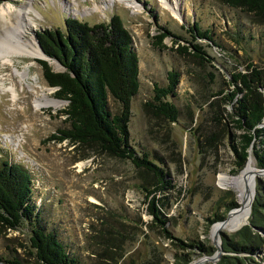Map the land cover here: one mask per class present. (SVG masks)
<instances>
[{
    "label": "rangeland",
    "instance_id": "1",
    "mask_svg": "<svg viewBox=\"0 0 264 264\" xmlns=\"http://www.w3.org/2000/svg\"><path fill=\"white\" fill-rule=\"evenodd\" d=\"M131 1L139 10L109 0H9L1 6L11 7L14 18L10 27H3L0 20V33L14 28L20 14L21 28L15 37L24 43L35 40L32 44L38 46V33L64 30L67 18L94 26L119 16L132 34L139 56L141 85L131 103V144L140 158L147 154L164 170L170 187L152 193L153 173L131 160L103 152L95 143L53 140L59 130L70 128L61 114L68 102L57 99L56 90L46 82L39 63L44 57L13 56L15 66L9 65V72L14 74L15 68L27 72L25 83L33 84L42 98L41 91L51 89L49 98L60 105L38 112L28 105L20 110L19 103L14 105L8 97H0V161L23 165L32 174V202L40 212L41 224L58 236L79 264H187V259L188 264H217L228 255L223 250L224 237H234L247 226L252 214L251 208L250 217L243 218L247 206L243 225L230 224L232 213L242 205L238 191L221 186L219 178L242 176L250 162L258 169L251 154L245 169L233 173L238 158L230 140L239 133L229 120L232 108L225 96L234 88L232 74L252 73L248 71L251 67L261 71L264 78V16L231 8L220 0H178L182 17L177 19L159 0ZM196 22L212 32L216 46L208 40H193L189 30ZM163 28L183 41L167 36L166 49L156 48L154 37ZM16 40L12 39L13 43ZM187 42L202 45L206 60L196 58ZM179 46L188 47V53ZM56 62L50 59V66L61 72L63 68ZM3 71L0 64V76L8 73ZM172 71L180 75L176 96L168 97L179 109L177 122L159 116L152 107L156 87L166 88ZM109 109L119 114L120 103L110 97ZM79 164H83L81 172ZM259 179L264 182V175L255 177L256 186ZM154 199L162 218H166L165 227L150 212ZM232 200L238 208L230 209ZM30 230L28 224L17 230L0 224V258L38 264L31 255ZM259 233L264 239V232ZM198 244L215 252L203 254L193 247ZM219 247L222 252L218 257ZM242 264H264V246Z\"/></svg>",
    "mask_w": 264,
    "mask_h": 264
},
{
    "label": "trees",
    "instance_id": "2",
    "mask_svg": "<svg viewBox=\"0 0 264 264\" xmlns=\"http://www.w3.org/2000/svg\"><path fill=\"white\" fill-rule=\"evenodd\" d=\"M7 1L9 0H0V6ZM220 1L231 8L264 16V0ZM162 31L154 37L156 48L166 49L164 40L167 36L183 41V38L175 36L165 28ZM189 33L193 34L194 41L202 39L214 44L212 32L203 30L197 22ZM37 37L44 54L64 68V71L56 72L49 62L39 60L46 82L51 88L57 89L55 97L68 102L61 114L66 116L70 128L59 130L57 133L60 136L54 134L53 140H69L75 144L95 143L103 152L122 160H131L138 168L153 173L155 189L152 193L168 189L170 182L164 170L150 161L147 154L140 158L131 144V103L138 95L141 85L139 56L133 46V36L122 19L115 15L108 23L91 26L80 20L67 18L64 30L45 29ZM187 43L194 50L193 55L196 58L206 60L202 45ZM180 48L185 53L189 51L188 47ZM251 70L252 73L232 74L231 83L234 88L225 96L226 102L232 108L229 120L234 124L236 133H239L234 134L230 140L231 150L238 158L234 174H238L245 167L251 154L257 168L264 170V128H261L264 122V78L261 71L250 67L248 71ZM179 79L177 72H170L168 86L156 87L152 102L155 112L170 122H177L180 115L179 109L168 100L170 95H175ZM110 97L120 103L119 114L110 111ZM32 196V174L23 165L1 160L0 224L13 230L24 224L31 227V255L35 256L38 264H79L58 236L41 224L40 212L33 204ZM155 200L150 204V212L165 227L166 218H162L163 214L156 207ZM229 207L238 208L239 204L232 200ZM164 230L168 235L169 231ZM259 231L264 232V182L261 179L256 186L249 225L234 237H224L223 250L228 255L217 264H242L247 256L257 254L264 246V239ZM193 247L207 255L215 252L213 248L202 244ZM0 262L22 264L18 259L4 261L0 258ZM184 263H190V259Z\"/></svg>",
    "mask_w": 264,
    "mask_h": 264
},
{
    "label": "bare ground",
    "instance_id": "3",
    "mask_svg": "<svg viewBox=\"0 0 264 264\" xmlns=\"http://www.w3.org/2000/svg\"><path fill=\"white\" fill-rule=\"evenodd\" d=\"M109 1L111 3L123 4L126 8H130L135 11L139 10L138 9L139 6H137V4L131 0H109ZM159 2L162 3V5L165 6L167 9H170L173 13V16H175L177 19H181L182 17V12L180 9L181 3H179L178 0H174V3L171 5L167 0H159ZM16 16H17L16 18L20 17V19L15 24L12 25V27L14 28L7 29L4 33H0V43H1L0 64L4 68L3 73L8 72L7 74H3L2 76H0V91H1L0 97L2 96L8 97L9 98L8 102H12L14 105H17L19 103L20 107L18 108L20 110L26 109L27 105L30 106L32 109H34V111L36 112L43 109L44 107L57 108L60 105V102L52 98H49V95L52 93L51 89L48 88L46 90L41 91L43 93V98L45 97V99H43L41 95L38 96L39 92L35 89V86L33 87V84L30 85L25 83L26 78L29 75L27 72H21L20 69L18 68L14 69V74L9 72L10 70L9 65L15 66L13 62V58H14L13 56L30 57L34 59L44 57L39 46H35L32 44V42H35V40H31V42L24 43L21 41L20 37L19 38L15 37L16 30L18 31V29L21 28L20 23L22 20L20 14ZM13 18H14V12L12 11L11 7H7V8L4 6L0 7V20L4 21L3 27H8V26L10 27V23L12 22ZM29 27L30 26H28V28ZM12 39H15L16 43H13ZM30 98L32 99L31 101L32 104H30L31 102H26ZM25 127L27 128V126ZM18 142L20 141L18 140ZM78 167L80 168L79 172H81L83 168V164H79ZM256 174H257V169L255 168L254 163L250 162L248 164L247 170L243 172L242 176H238L234 178L232 177L230 178L228 176H221L219 178L221 186L233 187L238 191V197L242 205L240 209L232 213L229 220L230 224L236 223L237 224L236 226L243 225L242 215L245 213L247 206L248 208L243 218H245L246 220L250 217L251 214L250 192L252 190L253 181L255 177H257Z\"/></svg>",
    "mask_w": 264,
    "mask_h": 264
},
{
    "label": "water",
    "instance_id": "4",
    "mask_svg": "<svg viewBox=\"0 0 264 264\" xmlns=\"http://www.w3.org/2000/svg\"><path fill=\"white\" fill-rule=\"evenodd\" d=\"M74 19H75V17H73ZM38 42V46H39V48H40V50L42 51V54L44 55V60L45 61H47V62H49V64H50V59L51 58H49V57H47L45 54H44V52H43V50H42V48H41V46H40V43H39V41H37ZM42 59V60H43ZM51 60H53V59H51ZM59 63V62H58ZM60 64V63H59ZM61 65V64H60ZM61 67L63 68V66L61 65ZM62 71H64V68L62 69ZM61 71V72H62ZM53 89H55V88H53ZM56 91H57V89H55ZM256 175H264V170L263 169H257V174ZM254 182H255V180H254ZM254 186L256 187V182L254 183ZM255 195H256V190H255V193H254V196H253V200H252V203H251V206H250V208H252V204H253V202H254V199H255ZM247 225H249V222H247L246 223ZM216 244H217V242H215ZM221 252H222V249L219 247L218 248V254H217V256L219 257L220 255H221ZM206 260H208V259H206ZM209 260H212V261H215L216 259L215 258H210ZM199 263H201V261H198V262H196V263H194V264H199Z\"/></svg>",
    "mask_w": 264,
    "mask_h": 264
}]
</instances>
